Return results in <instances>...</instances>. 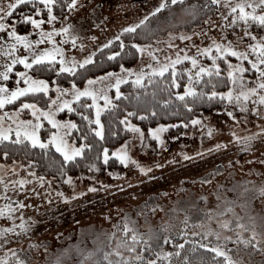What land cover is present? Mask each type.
I'll return each mask as SVG.
<instances>
[{
  "label": "rangeland",
  "instance_id": "rangeland-1",
  "mask_svg": "<svg viewBox=\"0 0 264 264\" xmlns=\"http://www.w3.org/2000/svg\"><path fill=\"white\" fill-rule=\"evenodd\" d=\"M32 1L42 5L21 32L12 14ZM115 42L135 46L138 61L81 86L49 82L41 67L72 74ZM263 55L264 0H0V144L15 139L52 145L66 160L81 156L67 115L75 102L88 99L99 122L124 83L182 62L191 78L228 67L238 97L235 120L217 111L183 132L129 123L130 138L103 155L121 170L95 165L79 176L43 177L0 156V264H84L94 244L106 243L125 260L157 251L154 264L165 252L148 250L153 237L201 231L232 264H264ZM38 93L50 101L27 99Z\"/></svg>",
  "mask_w": 264,
  "mask_h": 264
},
{
  "label": "trees",
  "instance_id": "trees-1",
  "mask_svg": "<svg viewBox=\"0 0 264 264\" xmlns=\"http://www.w3.org/2000/svg\"><path fill=\"white\" fill-rule=\"evenodd\" d=\"M41 5L42 3L38 1L25 2L14 10L12 16L20 20L18 25L21 32L28 31L30 27V21L25 20L26 16L35 13L37 7ZM139 56L135 46L115 42L103 48L92 62L79 67L72 74L57 72L56 66L51 64H42L41 67L47 66L45 68L49 82L56 76V80L61 84L81 86L90 78L134 65ZM261 58H264V55ZM258 63L264 66L263 61L259 60ZM250 64L248 61V65ZM189 68L188 62H182L161 75L148 76L142 83L133 81L124 83L120 94L101 113L99 122L88 99L83 98L75 102L67 115L75 124L72 139L83 145L81 156L66 160L52 145L35 146L28 141L20 142L15 139L0 144V156L7 155L11 159L23 160L33 165L36 172L43 177H57L60 174L79 176L95 165H99L102 172H106L107 169L121 170L123 165L116 157L104 161L103 155L105 151L111 152L130 138L129 123H134L144 130L160 124H169L174 131L183 132L193 127L194 119L211 117L217 111L219 112L217 115L224 114L226 118L230 115L235 120L237 110L231 112L230 109L238 101V97L235 92L233 94L229 92L232 76L228 72V67L207 69L200 73V76L193 78L190 77ZM32 98L44 105L51 99L44 93L27 96V99ZM20 101L5 107L8 109L16 106ZM3 109L4 107L0 106V112ZM209 132H212V135L218 133L216 130ZM192 222L193 227L201 229L203 224L201 220H191L189 223ZM178 233L165 238L163 235L152 238V245L148 250L157 249L165 252L164 257L153 260L154 264H232L225 255L213 249L212 238L210 240L206 238L203 231L194 235ZM220 242L226 251L229 242L225 240ZM111 246L112 243L103 246L94 244L95 253L84 264H149L150 260L157 257L156 251L138 259H120L110 252ZM105 250L108 254L101 255L100 253ZM91 253L90 251L89 254ZM138 255L142 256V253Z\"/></svg>",
  "mask_w": 264,
  "mask_h": 264
}]
</instances>
